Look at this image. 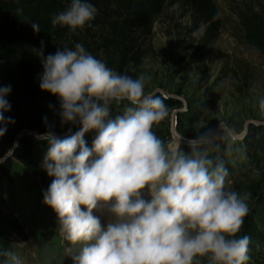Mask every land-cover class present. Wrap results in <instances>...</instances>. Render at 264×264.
Listing matches in <instances>:
<instances>
[{
    "label": "clouds",
    "instance_id": "1",
    "mask_svg": "<svg viewBox=\"0 0 264 264\" xmlns=\"http://www.w3.org/2000/svg\"><path fill=\"white\" fill-rule=\"evenodd\" d=\"M97 13L90 0H67L51 25L76 33L92 27ZM40 27L31 22L34 32ZM40 55V90L56 97L61 126H79L64 137L51 130L35 137L47 143L41 167L52 179L42 203L55 213L64 256L72 264H248L250 237L239 233L250 194L229 187L223 157L241 132L219 120L194 137L176 132L166 142L154 128L168 108L145 91L146 77L108 67L80 42ZM10 92L11 85L0 86V137L15 123L5 115ZM111 106L118 114L110 118ZM256 108L264 117V95ZM0 264L22 261L0 246Z\"/></svg>",
    "mask_w": 264,
    "mask_h": 264
},
{
    "label": "rangeland",
    "instance_id": "2",
    "mask_svg": "<svg viewBox=\"0 0 264 264\" xmlns=\"http://www.w3.org/2000/svg\"><path fill=\"white\" fill-rule=\"evenodd\" d=\"M214 2L221 26L214 41L204 48L200 44L201 35H193L189 14L177 5L166 7L148 30L129 31L128 42L140 52L136 59L130 55L122 58L115 47L106 49L101 38L104 28L67 31L64 40L70 47L82 43L87 51L118 72H126L133 78L146 77L145 91L156 92L168 108V117L155 127L166 142L176 132L194 137L198 130H204L202 126L215 127L219 120L234 125L243 139L234 146H226L223 153L230 171L229 187L250 194L253 188L264 190V166L250 165L247 147V141L255 137L254 131L264 127V117L256 108V99L264 95V60L241 42L240 27L228 3ZM237 3L259 10L264 0H237ZM56 112L49 120V130L61 137L74 134L76 125L61 126ZM24 132L34 143L31 160L38 170L45 172L41 161L47 143L35 138L39 133L26 128ZM94 136V131L85 134L89 146ZM182 147L188 150L186 145ZM1 155L9 166L3 181L5 209L22 224L25 239L7 236L0 238V246L15 252L22 264H72L71 258L64 256L65 242L56 231L55 213L42 203V191L50 183L15 160L10 149L5 147ZM104 222L102 214V226Z\"/></svg>",
    "mask_w": 264,
    "mask_h": 264
},
{
    "label": "trees",
    "instance_id": "3",
    "mask_svg": "<svg viewBox=\"0 0 264 264\" xmlns=\"http://www.w3.org/2000/svg\"><path fill=\"white\" fill-rule=\"evenodd\" d=\"M236 17L240 27L241 42L264 60V5L256 10L237 0H223ZM98 13L92 21L90 30L100 27L106 49L116 48L122 58L130 55L139 58V50L132 48L129 31L148 30L168 6L177 5L191 19V30L201 31L200 44L204 48L214 41L221 26L219 11L214 0H90ZM67 0H0V86L11 85L7 99L11 104L6 116L14 118L15 123L7 127L0 137V158L5 147L12 151L15 160L40 174L46 183L52 177L37 169L31 160L33 141L27 131L44 133L49 130V120L58 110L56 97L39 88L42 73V56L54 53L59 47H70L65 42L68 31L59 25H51L53 14L63 10ZM21 12L17 14V9ZM31 22L40 24L34 32ZM118 108L111 106L110 118L117 114ZM46 117V120L44 119ZM74 127L73 133L78 130ZM164 140L163 133L154 128ZM247 141L250 149V165L254 168L264 166V127L254 131ZM8 162L0 164V238L15 236L25 239L22 224L9 211L3 198V181L8 176ZM250 213L245 218L240 235L250 237L248 264H264V190L253 188L250 191ZM202 264L206 261L202 260Z\"/></svg>",
    "mask_w": 264,
    "mask_h": 264
}]
</instances>
